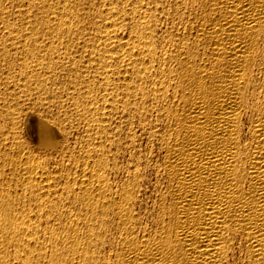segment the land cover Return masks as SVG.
Masks as SVG:
<instances>
[{"label":"bare ground","instance_id":"6f19581e","mask_svg":"<svg viewBox=\"0 0 264 264\" xmlns=\"http://www.w3.org/2000/svg\"><path fill=\"white\" fill-rule=\"evenodd\" d=\"M0 264H264V0H0Z\"/></svg>","mask_w":264,"mask_h":264}]
</instances>
